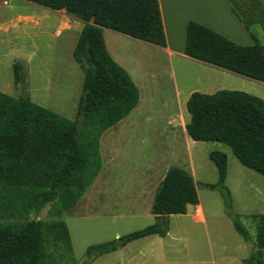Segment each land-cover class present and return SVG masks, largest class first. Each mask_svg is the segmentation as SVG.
I'll use <instances>...</instances> for the list:
<instances>
[{
	"label": "trees",
	"instance_id": "obj_1",
	"mask_svg": "<svg viewBox=\"0 0 264 264\" xmlns=\"http://www.w3.org/2000/svg\"><path fill=\"white\" fill-rule=\"evenodd\" d=\"M63 14L81 23L71 58L82 73L73 120L32 103L21 95L0 92V264H62L74 258L68 231L60 218L92 184L100 167L98 139L124 118L137 103L138 91L127 73L108 55L102 30L164 47L157 0H22ZM249 32L264 30V0H223ZM184 56L232 74L264 83V45H236L210 29L187 21ZM15 86L24 89L23 65L11 64ZM189 121L186 135L194 142L226 146L243 167L264 178V102L241 91L192 92L185 102ZM208 159L216 169L214 184L235 233L251 244L243 264H264V214L255 220L254 240L230 211L224 186L226 156L212 150ZM198 204L196 184L184 170L170 167L155 189L150 213L153 222L115 239L88 246L81 264L117 251L128 243L168 232V218L184 215ZM48 206L54 220H28Z\"/></svg>",
	"mask_w": 264,
	"mask_h": 264
},
{
	"label": "rangeland",
	"instance_id": "obj_2",
	"mask_svg": "<svg viewBox=\"0 0 264 264\" xmlns=\"http://www.w3.org/2000/svg\"><path fill=\"white\" fill-rule=\"evenodd\" d=\"M198 1L204 4L203 0ZM162 3L164 10L166 0ZM59 14L22 0H0V82H11V64L18 61L23 65V56L31 54L32 62L37 65L35 73L41 81L39 87L46 84L49 91L44 108L73 120L82 73L73 63L70 50L81 24L66 18L72 31H67L68 26L63 23L59 29L61 35L57 36L59 34L55 33L63 22ZM249 31L264 45V30L260 24L250 26ZM125 40L118 44L123 51L120 56L128 75L138 85L140 102L134 112L121 120L124 125L119 130L110 127L98 140L102 170L99 187H103L98 189H104V198L90 199L86 192L80 204L73 211H65L60 218L67 227L74 258L73 263L66 264H81L84 251L90 245L150 225L153 222L152 193L170 167L180 168L192 176L205 222L192 220L190 208L185 215H171L164 239L152 237L134 242L123 251L124 259L138 264H243L242 259H236L247 258L251 244H245L233 230L218 192L201 187L203 183L214 184L217 180L216 169L207 155L212 150L225 154L224 186L231 200L230 211L247 231L251 242L255 234V220L251 216L264 214V178L240 166L224 145L193 142L178 129H168L171 123L167 121L173 116L175 100L187 98L190 91L212 94L232 87L229 91L248 93L249 80L226 73L230 76L227 84L232 86L219 80L215 86L205 89L210 78L207 75H217V69L186 61L169 64L151 52V47ZM61 55L72 62L74 78L65 64L56 59ZM16 89L21 96V87L16 86ZM183 110L187 114L184 104ZM183 122L185 119H181V124ZM143 176L145 179L140 181ZM93 190L95 187L88 192ZM135 193L141 198V206L126 207ZM27 219L54 220L48 215V206ZM57 253L63 264L66 255L60 249ZM113 256L97 257L91 264H115Z\"/></svg>",
	"mask_w": 264,
	"mask_h": 264
},
{
	"label": "crops",
	"instance_id": "obj_3",
	"mask_svg": "<svg viewBox=\"0 0 264 264\" xmlns=\"http://www.w3.org/2000/svg\"><path fill=\"white\" fill-rule=\"evenodd\" d=\"M203 1H204V4H199L198 0H166V9L163 10L164 5L162 3V0H157L160 20H161V25H162L163 35H164V47L163 48L155 46V45L146 44V43L128 38V37L121 35L119 33L103 29L101 35H102V39H103L105 49H106L108 55L119 67H121L127 73V75L129 73L126 69V66L123 63L121 56H120V52H123V51H121L120 46L118 45L122 41H126L125 39H131L132 41L142 43L146 47H151V48H149V49H151L150 50L151 52H153L156 55H160L162 57V59L167 60L169 64H170V62L172 64L173 62H176V61H186L187 64L200 63L196 60H193V59H190V58L184 56V54H183V46H184V38H185L184 33H185V25H186L187 21H193L197 24H200V25L210 29L211 31L221 35L222 37L226 38L227 40L233 42L236 45L249 46V45H252L254 42L259 44L256 41V39L254 38L253 34L250 31L249 32L246 31L243 28V26L240 24V22H238V20L234 17V15L231 13L228 6L226 5V3L223 0H203ZM197 2H198V4H197ZM56 12L60 13L59 15H61V18L63 20V22L58 26V29L55 33L56 35L59 34L57 36H60L61 35L60 31H59L60 26L63 23H66V26H68L67 25L68 24V20H67L68 17H66L62 11H56ZM67 31H72V28H69V26H68ZM79 31H78V33H79ZM77 36H76V38H77ZM72 48L70 50V55H71ZM30 56H31V54H28L26 57L23 56V58H22L24 77H25V86H24V89L22 90V95L27 97L32 103L44 108L45 104H47V101H48L47 97H48L49 91L46 90V89H48V87H46V84H43V86H42L43 88L39 87L41 84V81L38 78L37 74L35 73L36 72L35 69H36L37 65H36V63L32 62ZM56 59L61 61L63 64H65L66 68L69 70V74L72 76V78H74V74L72 73L73 64L69 60V58L65 57V59H63V55H61V56H58ZM73 63H74V61H73ZM200 64L207 65L204 63H200ZM207 66L211 67L212 69H217L218 74L214 75L215 73H212L213 76H209V74L207 75V78L208 77H210V78H209V84L205 85V87H207L205 89H209L210 87L215 86L216 85L215 82H217L219 80L222 81L223 83H225L226 86H228V87L232 86L231 84H227V82H228L227 80L230 78V76H226V75H228L226 73H230V72L222 70V69L214 67V66H210V65H207ZM222 73H225V74H222ZM219 74H220V77H217V76H219ZM230 74H232V73H230ZM233 75H235V74H233ZM128 76L138 91V97H137L136 105L131 109V111L125 117H127L132 111L134 112L138 108V105L140 102L138 85L135 83V81L131 77V75H128ZM236 76H238V75H236ZM239 77H241V76H239ZM244 79H247V78H244ZM248 80H249V82H247V84L249 86L247 89L248 94L257 97L264 102V83H261L259 81H255L252 79H248ZM224 81H226V82H224ZM1 82H0V92L1 93L8 95L12 98H17L18 96H20L18 90L16 89V86L13 84L12 79H11V82H9V80L4 81L6 83H1ZM227 90H232V87L227 89ZM190 93H191V91L189 93H187V98H188ZM187 98H185V99L183 98L182 100L180 99V101L175 100L173 110L171 111L173 113V116L170 119H168V121H167V123H169V122L171 123V124H169L168 129H170V130L178 129L182 133V135L185 133L184 126L189 121L188 113L186 114L183 110V104L185 105ZM73 118H74V115H73ZM181 119H185V122H183L182 124H181ZM121 120H120V122L118 121L119 123L117 122L116 124H114L111 128L113 129V127H114V129L119 130V128L124 125V124H122ZM170 125H172V126H170ZM111 130H109L108 132H110ZM98 148H99V146H98ZM98 152H99V150H98ZM99 157H100V155H99ZM240 166H242V165H240ZM100 172H102L101 167H100L96 177L94 178L92 184L88 187V189L85 191V193L80 198L81 200L84 199V195H87L86 192L89 194L88 198H90V199H91V197H95L96 199H99V197L104 198L103 195L106 194L104 189L103 190L98 189V188H103V187H99V183L102 182L99 179L101 177ZM144 179H145V176H143V178H140V181H143ZM92 187H95V190H93L92 192L89 193L88 190ZM154 192H155V190H154ZM154 192L152 194H154ZM132 195L133 196H131L130 199L128 200V202L126 203V207H133V209H136L138 206H141V198L139 197L138 193H135ZM80 199L71 209H68L66 211H69V210L73 211V209H75L77 207V205L80 204L79 203L81 201ZM90 199H88L89 202H90ZM150 199L151 198H149L148 201H150ZM152 200H153V198H152ZM151 204H152V201H151ZM150 208H151V205H150ZM189 208L192 211L191 219L194 220L195 222L204 224L205 218H204L200 203L198 202V204L195 206H187L186 212H188ZM186 212H185V214H186ZM64 213H65V211L63 212V214ZM167 234L165 235V237L167 236ZM152 237H157V236L151 235L148 237H144V238L132 241L117 251H114V252H111L108 254H104L101 256L114 255L112 262L115 264H138L137 262L134 263V260H132L131 262L128 259L125 260L124 255H123V251H125V249H126V247H128V245H131L134 242L142 241V240L152 238ZM165 237L159 238V239H164ZM96 259H94V260H96ZM241 259L243 260V258H238L236 260L240 261Z\"/></svg>",
	"mask_w": 264,
	"mask_h": 264
}]
</instances>
